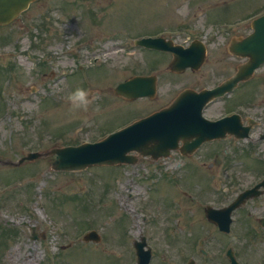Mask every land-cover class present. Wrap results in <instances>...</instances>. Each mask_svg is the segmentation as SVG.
<instances>
[{
  "label": "rangeland",
  "instance_id": "1",
  "mask_svg": "<svg viewBox=\"0 0 264 264\" xmlns=\"http://www.w3.org/2000/svg\"><path fill=\"white\" fill-rule=\"evenodd\" d=\"M223 2L227 3L229 16L225 22L246 18L245 23L239 25H247L249 16L260 12L264 6V0H40L33 4L17 22L0 29V40H5V44L0 43V60L18 67L1 98L4 109L0 111V162L16 161L28 151H45L53 146L80 143L78 141L86 139L87 134L93 137L102 130L89 125L85 127L86 122L79 124L82 120L78 117L107 116L113 109L129 107L113 99L110 105L99 107L98 97L88 105H96L93 109L96 113L90 112L91 115L84 114L83 105L75 106L76 103L65 108L70 105L65 104L68 101L65 85L74 91L73 83L77 80L84 83L97 68L80 67L66 74L65 83L60 79L64 70L76 68V64H89L97 57L96 65L105 66L107 73H103V77H108V81L100 84L98 80L102 74L99 78L97 72L91 78L89 88L100 90L101 97L105 98L107 88L144 70L145 52L134 49L132 41L135 38L163 29L168 34L165 30L168 28L175 31L177 28L211 26L212 21L210 24L205 21L214 17L215 11H222V6L217 5ZM243 2L247 8L242 7ZM223 15L224 12L217 20L226 17ZM31 42L38 46L39 50L33 52L40 60L48 58L51 62L44 67L46 74L37 76L29 71V63L22 55L33 47ZM77 43L84 44L83 50L77 51ZM94 43L96 49L91 48ZM114 45L119 48L113 49ZM100 52L102 54L97 55ZM71 53L80 54L78 60L72 59ZM144 58L149 64L150 58ZM213 65L214 62L208 61L195 76L207 74ZM49 76H55L50 80L52 86L48 83ZM43 83L49 87L48 91L43 90ZM32 87L42 88L38 97L27 95L20 98L21 94L34 90ZM44 92L52 95L50 103L53 106L46 104L43 110L38 101ZM73 108L77 110L73 111ZM117 120L107 121L113 124ZM79 127L82 129L75 131ZM223 145L222 142L221 147ZM50 162L49 157L41 158L25 162L11 171L0 164V230L11 222V230L16 231L7 247L0 248V264H135L131 253L132 240L140 236H145L151 244V261L156 264L162 235L159 222L163 221L165 208V216L170 221L176 218L175 198L184 189L179 185L176 190V178L165 179L161 170L152 171L159 165L147 158L134 165H121L122 170L93 167L78 172H54ZM147 171L156 173V177L148 181L144 178ZM16 181L19 183L12 184ZM57 194L65 196L63 201H58L59 205L54 204ZM75 196L89 197L92 203L82 207L84 200L80 203ZM178 197L185 207L187 199ZM144 207L153 212L147 216ZM58 210L62 215L56 213ZM142 216L143 219L148 217L145 222ZM73 220L83 223H73ZM90 229L100 234L99 243L82 241V235ZM168 229L167 226V233ZM34 234L35 240L32 239ZM170 235L174 236V233ZM183 239L189 240L190 235H184ZM163 247L169 250L170 256L161 259L175 260L171 249ZM158 264L167 263L158 261Z\"/></svg>",
  "mask_w": 264,
  "mask_h": 264
},
{
  "label": "flooded vegetation",
  "instance_id": "2",
  "mask_svg": "<svg viewBox=\"0 0 264 264\" xmlns=\"http://www.w3.org/2000/svg\"><path fill=\"white\" fill-rule=\"evenodd\" d=\"M244 31L245 29L238 31L236 36L245 34ZM227 34L228 33L221 34L218 41L212 42V46H214L216 49L217 58L214 65L212 66L210 74L207 77L209 83L203 84L200 87L196 86V82L192 85L186 84V86L192 87L196 90H200L209 86L213 87L220 80L230 77L236 71L237 66L243 64L246 61L245 59L236 55L232 56L226 50H224ZM231 39L232 36L228 43ZM206 53L207 61V47ZM160 54L161 56L157 61L158 64H165L166 60L168 61L171 59V54H168L166 51L160 52ZM255 73L256 74H254L253 77L255 78V82L251 83L250 85H247L250 80L240 82L229 94L222 97L221 100H215L222 104L223 111L218 113L214 112L212 106L214 105L215 101H213L206 106L204 110V116L213 120L214 118L216 119L224 116L237 115L238 118L237 120H234V123L239 124L241 127L237 132L238 135L243 133V126L251 127L250 133L255 127L264 129V65L259 67ZM195 74L196 72H193L191 69H186L184 72L177 75L184 76V80L186 83H188L189 81H193V75ZM182 80V77H179L178 80L174 78L167 82L165 77H157V88L159 85L161 87V92L151 99H146V105L149 107L158 106V108H161L163 104H166L170 94L175 92L176 96L182 91ZM174 88L178 90L174 91ZM263 134L264 132L259 133L257 135V139H260ZM228 141L230 146L226 150L223 161L224 175L218 177H224V180L226 179L225 183L229 185V188H233L235 184H241V181L246 178V173L251 171L254 174V183L252 185L260 182L264 178V155H257L254 160H250L247 156L239 154L243 151V149H237L235 143L239 140L236 138V135L229 134ZM231 142L234 143L231 144ZM205 152L206 153L200 157L203 163L209 162V158L211 157V152L209 150H206ZM179 157L181 156L179 155ZM234 159L239 160L241 163L239 167H235L231 164ZM218 163L220 164V161H218ZM185 171L186 173L195 172L193 161L186 162ZM222 198H224V196H222ZM255 205H257L258 210L256 211L253 218H250V214L246 211V209L238 210L234 216V221L236 222V226L238 227L241 235L238 237L240 238L238 241H232L234 248L233 258L239 264H264V228L261 226V223L264 221V189H262V193L259 196V201L256 202ZM244 232H249L251 234L244 235ZM224 241H226L225 246L222 244H214ZM210 243L211 245L209 246V251H199V254L196 255L193 264H231L230 259L227 256L228 252H231L229 237L219 233L211 239ZM179 246L181 245L179 244L177 247ZM211 249L216 251L215 256H212L213 254ZM209 253H211V255Z\"/></svg>",
  "mask_w": 264,
  "mask_h": 264
},
{
  "label": "water",
  "instance_id": "3",
  "mask_svg": "<svg viewBox=\"0 0 264 264\" xmlns=\"http://www.w3.org/2000/svg\"><path fill=\"white\" fill-rule=\"evenodd\" d=\"M0 1H1L0 2V11H2V10H4L2 8V5H4L6 3V0H0ZM15 12H16L15 10L14 11L13 10H8V11H5V12L1 13V15H0V23L8 22L12 18L13 14ZM258 21L259 20L255 21L253 23L254 27L257 26ZM154 42H158V40L147 39V40H141L139 43L141 45L148 46V45H151ZM142 81H143V79H141V78H134V79L126 82L125 84L121 85L119 87V89L121 91H125L128 94V93H130L133 90L132 86H134L136 84H140ZM142 123H145V122H141V123H137V124L133 125L132 127H134V128L131 129V130L143 129L145 126L144 125H140ZM124 137H126V136L124 135L123 138ZM140 145L142 146L144 144H140ZM88 147L89 146H82V147L75 148V149L58 150L57 153L61 156V158L65 159L66 161L69 159V157H70V159L72 161H77L79 158L81 159V156L87 158V160H95L97 158L99 152L103 148V146H101V148H96V149H88ZM96 153H97V155L95 157L94 154H96Z\"/></svg>",
  "mask_w": 264,
  "mask_h": 264
},
{
  "label": "clouds",
  "instance_id": "4",
  "mask_svg": "<svg viewBox=\"0 0 264 264\" xmlns=\"http://www.w3.org/2000/svg\"><path fill=\"white\" fill-rule=\"evenodd\" d=\"M76 95L80 98H84L85 93L83 91H77Z\"/></svg>",
  "mask_w": 264,
  "mask_h": 264
}]
</instances>
